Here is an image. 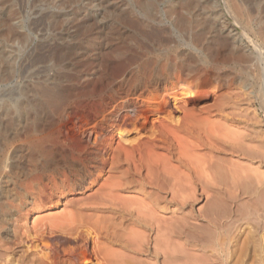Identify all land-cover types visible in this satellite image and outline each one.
<instances>
[{
	"label": "rangeland",
	"instance_id": "rangeland-1",
	"mask_svg": "<svg viewBox=\"0 0 264 264\" xmlns=\"http://www.w3.org/2000/svg\"><path fill=\"white\" fill-rule=\"evenodd\" d=\"M242 2L0 0V166L9 186L0 201V264H264V166L209 150L212 135L226 130L254 138L245 141L251 149L264 144V61L257 69L247 37L260 43L264 14L254 12L251 24ZM217 31L230 32L245 61L220 65L201 52ZM217 67L226 74L221 86ZM84 72L92 83L83 90ZM127 98L143 99L138 115L122 111L95 130L108 103ZM40 111L55 135L27 133V117ZM214 156L231 170L215 185L204 165ZM241 171L253 176L248 187ZM83 173L89 179L76 193ZM131 234L142 236L134 241L144 253L125 250Z\"/></svg>",
	"mask_w": 264,
	"mask_h": 264
},
{
	"label": "bare ground",
	"instance_id": "bare-ground-1",
	"mask_svg": "<svg viewBox=\"0 0 264 264\" xmlns=\"http://www.w3.org/2000/svg\"><path fill=\"white\" fill-rule=\"evenodd\" d=\"M244 5H246L247 7H248V9H249V13H250V17H251V24L256 20V19H254V16H253V13L255 12H260V13H263L264 14V0H243V2H242ZM37 12V11H36ZM36 12H34L35 14H36ZM263 17V16H262ZM261 17V18H262ZM260 20H262V19H260ZM252 26V25H251ZM209 26L208 25H204V31L208 28ZM253 34H255V33H253ZM228 35H230V32H228L227 33V36ZM227 36H223V34L221 33V31H217L216 33H215V36H214V38L211 40V46H210V48H207V49H205V48H201V52L203 53V54H206V52H207V54H208V56H213L214 58H215V60H217L218 62H220V63H218V64H223V63H226V64H229L230 62H237L236 64L238 65V63L239 62H241V61H245V58H247V55L246 54H242V55H240L239 57H237V56H235V52H237L239 49H243V47L239 44V42L238 41H236V39L235 38H232L231 39V37L230 38H228ZM255 36H257V38L260 40L259 42V44L260 45H262L263 47H264V29H263V31H262V36H259V35H255ZM248 38H249V42L250 43H252V46H254V50H255V54L253 53H251V55H254L255 56V59L257 60L256 62H257V69L260 67L259 65L264 61V50H262L261 49V46H259V44L258 43H255V40L253 41V39L251 38V37H249V36H247ZM255 39H256V37H255ZM40 47V46H39ZM47 47V46H46ZM259 66V67H258ZM260 69V68H259ZM263 69V68H262ZM261 69V70H262ZM260 71V70H259ZM229 72V71H228ZM263 72H264V69H263ZM261 73V72H260ZM213 77L215 78V82L217 83V84H219V86H221V82H222V80H223V78H225V75L223 74V72H222V69H220L219 67H217V68H215L214 70H213ZM262 75V77H263V75L264 74H261ZM260 75V76H261ZM87 76H88V72H84V73H78V78L79 79H81V80H83V81H85L84 82V86L82 85V87H83V90L84 89H86V86H89L91 83H92V81L90 80V78H87ZM261 77V79H263ZM103 79V78H102ZM101 79V80H102ZM104 80V79H103ZM105 81V80H104ZM101 82V81H100ZM263 85H264V83H262ZM100 85V87H101V84H99ZM245 86V85H244ZM96 87H98V86H96ZM213 87V89H216V86H212ZM260 88V87H259ZM263 88V87H262ZM261 88V89H262ZM103 89V88H102ZM220 89V88H219ZM99 91H100V88L98 89ZM215 91L216 90H214L213 92H211V93H215ZM262 91V90H261ZM102 92V91H101ZM258 92H260V91H258ZM261 93V92H260ZM49 94V93H48ZM261 96V95H260ZM246 98V97H245ZM257 98V97H256ZM260 99H261V107L264 109V91H263V94H262V97H259ZM55 97L54 96H51V95H48V100L50 101V102H52V103H54L55 102ZM163 100L165 99L164 97L162 98ZM163 100H162V102H163ZM165 101V100H164ZM240 101V100H239ZM246 101V100H245ZM50 102H48V103H50ZM141 102H143V99L142 98H135V99H133V98H127L126 100H124V101H121V102H119L118 104H116V105H111V104H109L108 103V109H107V111L105 112V115H104V117H103V119L102 120H100V121H98L96 124H95V130H102L103 128H104V124L106 123V122H115V121H117V119H118V117L122 114V111H126V112H128V113H131V114H136L137 113V110H136V108L137 107H139V105H140V103ZM165 103V102H164ZM23 108V106L21 105L20 106V108H19V110H23L22 109ZM44 111V110H43ZM203 111V110H202ZM140 113V112H139ZM143 113V112H142ZM233 113V112H232ZM236 114H238V113H236ZM235 114V115H236ZM136 115H138V114H136ZM241 115H243V114H241ZM253 116L255 115V114H252ZM140 116H141V114H140ZM197 116V115H196ZM195 116H193V119H195L194 118ZM230 117V116H229ZM237 117V116H236ZM256 117V116H255ZM27 118H29L28 119V124H29V128H28V131H27V133L29 132V130H31V128L32 129H35V130H37L38 132H46L47 130H50V131H48L47 132V134H48V136L50 135V134H52V135H55V133H53L52 132V129H50L51 127H52V125H53V119L52 118H50V117H45L44 116V113L42 112V111H40V112H37L35 115H33L32 117H27ZM188 118V117H187ZM250 118L251 117H249V120H250ZM258 118V117H257ZM26 119V118H25ZM32 119V120H31ZM193 119L190 121V122H193ZM239 119V118H238ZM243 119V118H242ZM246 119V118H245ZM30 120V121H29ZM187 121L188 120H190L189 118L188 119H186ZM196 120V119H195ZM194 120V121H195ZM231 121H233L234 123H238V124H244V122L242 121V120H237V119H235L234 117L232 118L231 117V119H230ZM247 120V119H246ZM186 121V122H187ZM198 121V120H197ZM251 121V120H250ZM253 121H256L255 119L253 120ZM260 121H262V120H260ZM259 121V119H258V122H260ZM189 122V121H188ZM189 122V123H190ZM194 123V122H193ZM192 123V124H193ZM256 123H257V121H256ZM185 124V123H184ZM262 124V123H261ZM194 125V124H193ZM193 125H191V124H187V128H186V132H188L190 135H198V133L195 131V129H196V126L194 127ZM32 126V127H31ZM179 126H181V125H179ZM183 127L185 128V126L183 125ZM222 128V127H221ZM224 128V127H223ZM222 130V129H221ZM220 130V131H221ZM217 131V130H216ZM218 131H219V129H218ZM225 131V130H224ZM227 132H228V130H226ZM225 131V133H222V136H218V137H216L218 134L216 133L215 135H212V141H211V147L209 148V150L211 151V152H213V153H221V155L224 153L225 154V152H227V151H229V152H227V154L228 153H235V154H237L238 155V157H240L239 159H242V161L243 160H245V161H248L249 162V164L250 163H253V164H259V166L261 167V166H264V144L263 143H261V141H260V143H256L257 145L255 146V147H252V149H251V147H248L247 146V144H245V141H249V142H253L254 141V138H249V137H247L246 135L247 134H245V136L242 134V135H239V136H234L233 137V135H234V133L232 134V132L231 133H227ZM229 131H230V129H229ZM232 131V130H231ZM234 131V130H233ZM50 132V133H49ZM110 132V131H109ZM26 133V134H27ZM240 133V132H239ZM241 133H245V132H241ZM240 133V134H241ZM247 133V132H246ZM29 134V133H28ZM213 134V133H212ZM231 134H232V136H231ZM236 134H237V132H236ZM235 134V135H236ZM256 134V133H255ZM32 134H30V135H26L27 136V138H32V136H31ZM249 135V134H248ZM252 135H254V134H252ZM251 135V136H252ZM109 137H113V134L110 132V136ZM108 137V138H109ZM197 138H199V137H197ZM257 138H258V136H257ZM47 139V138H46ZM109 139H111V138H109ZM211 139V138H210ZM54 140V139H53ZM210 143V142H209ZM138 145V144H137ZM150 145H153V144H150ZM213 145V146H212ZM250 145H252V144H250ZM249 145V146H250ZM140 146V145H139ZM143 146V145H142ZM35 148H36V150L38 151V152H40V153H42V151H43V149H42V147L38 144V145H35ZM133 149H135L136 147H135V145H134V147H132ZM152 148V147H151ZM139 151V150H138ZM148 152V151H147ZM226 155V154H225ZM236 155V156H237ZM215 158V156L213 157V159L212 160H210V158H208V162L206 161V163L204 164V165H206L205 167H207V169L209 170V172L207 171V169H206V173L208 172V173H210V171H211V173H210V175H212V176H210V177H213L215 180H213L212 178V180H213V183L216 181V179H218V180H220V178H221V180H222V175H224L225 176V178L226 177H230V172H231V170H230V168H229V166H228V161L225 163V159L223 158V159H221V160H218V158L217 159H214ZM194 159V158H193ZM197 159V160H196ZM195 159V161L197 162L198 161V158H196ZM192 161V159H190V162ZM201 161V160H200ZM224 161V162H223ZM196 162H194V163H196ZM203 162V161H202ZM192 163L193 162H191V165H192ZM197 164V163H196ZM199 164H200V162H199ZM1 165L2 166H0V172H1V174H0V201H1V199H4V197H6V192H7V188L9 187L7 184H5L4 185V181H5V179L7 178V174L5 173V171H2L3 170V162H1ZM188 165V164H187ZM190 165V164H189ZM194 165V164H193ZM192 165V166H193ZM198 165V164H197ZM201 165H202V163H201ZM196 166V165H195ZM200 166V165H199ZM258 166V167H259ZM185 167H188V166H185ZM191 167V166H190ZM198 167V166H197ZM257 167V166H256ZM193 168V167H192ZM192 168H190V169H192ZM203 166H202V170H203ZM240 168H242V167H240ZM129 169H130V167H129ZM199 169H201L200 167H199ZM193 170V169H192ZM204 170H205V168H204ZM230 170V171H229ZM129 171V170H128ZM191 171V170H190ZM195 171H197V170H194V172ZM193 172V173H194ZM200 172H202L201 170H200ZM242 173L241 174H245V175H241L240 176V180H243L242 181V185H245L246 187H248V184H246V182L248 183L251 179L249 178L250 176H247L248 175V173L246 174V172L245 171H241ZM126 173V172H125ZM131 173V172H130ZM205 173V172H204ZM220 173H222V175L220 174ZM253 173V172H252ZM160 174H162L161 172H160ZM164 174V173H163ZM234 174V173H233ZM254 174V173H253ZM196 175V174H195ZM194 175V176H195ZM198 175H199V173H198ZM203 175V174H202ZM219 175V176H218ZM229 175V176H228ZM132 176V175H131ZM197 176V175H196ZM207 176V175H206ZM205 176V177H206ZM238 176V175H237ZM236 176V177H237ZM201 177V176H200ZM203 177V176H202ZM201 177V178H202ZM209 177V178H210ZM216 177V178H215ZM217 177H220V178H217ZM251 177H253V176H251ZM259 177V176H258ZM198 178V177H197ZM224 178V177H223ZM227 178V179H228ZM249 179V180H247L246 182H245V180L246 179ZM88 179H89V176L86 174V173H83L79 178H78V182H77V184L75 185V188H74V190H75V192L76 193H79L80 192V190H82L84 187H85V185H86V183H87V181H88ZM195 179V178H194ZM193 179V180H194ZM200 178H198L197 180H198V182L200 181L199 180ZM207 179H208V177H207ZM255 179V178H254ZM258 179V178H257ZM131 180V179H130ZM211 180V181H212ZM217 180V181H218ZM237 180H238V178H237ZM262 180V179H261ZM127 181V180H126ZM125 181V182H126ZM170 181L171 180H167V183L169 182V184H170ZM189 181V180H188ZM187 181V183L188 184H191V182L189 183ZM210 181V180H209ZM225 181H227L226 179H225ZM225 181H218V183L219 184H222L223 182H225ZM255 181V180H254ZM253 180H252V182H254ZM130 182V181H129ZM172 182V181H171ZM174 183H175V186H177V185H179V187L180 186H182V181L180 182H178V181H173ZM194 182V181H193ZM197 181H196V183H198ZM201 182V181H200ZM199 182V183H200ZM228 182V181H227ZM238 182H239V180H238ZM252 182H250L249 184L250 185H252L253 184V186L254 187H256V185H258V182L261 184V183H264V182H260V180L256 183V181L254 182L256 185H254V183H252ZM132 183H133V181H132ZM166 183V182H165ZM207 183V182H206ZM235 183H237V182H235ZM129 184H131V182L129 183ZM173 183H171V186H173L172 185ZM186 184V183H185ZM195 184V183H194ZM203 183H201V185H202ZM209 184V183H208ZM224 184H227V183H224ZM239 184V183H238ZM123 185L124 186H126L124 183H123ZM187 185V184H186ZM211 185V184H210ZM214 185H215V183H214ZM241 185V184H240ZM240 185H239V187H240ZM262 186H263V184H261ZM261 185H260V187H261ZM121 187H123L122 186V183H121V185H120ZM128 186H131V185H128ZM127 186V187H128ZM189 186V185H188ZM191 186V185H190ZM204 186H208V185H204ZM235 186V185H234ZM244 186V187H245ZM252 186V187H253ZM185 187V186H184ZM187 187V186H186ZM243 187V188H244ZM250 188H251V186H250ZM259 188V187H258ZM257 188V189H258ZM262 188V187H261ZM238 189V188H237ZM241 189V188H240ZM247 189V188H246ZM252 189V188H251ZM256 189V188H255ZM239 190V189H238ZM243 190H245V189H243ZM248 190V189H247ZM250 190V189H249ZM248 190V191H249ZM241 191V190H240ZM239 191V192H240ZM252 191H254L253 189H252ZM261 191H263L262 189H261ZM261 191L259 192V195H260V193H261ZM74 192V193H75ZM245 192V191H244ZM255 192V191H254ZM247 193V192H246ZM256 193V192H255ZM242 194V193H241ZM251 194V193H250ZM252 195V194H251ZM259 195L257 194V196H256V198L257 197H259ZM261 196V195H260ZM236 197V196H235ZM254 197H255V195H254ZM250 198V197H249ZM255 198V199H256ZM264 198V197H263ZM230 199H232V197L230 198ZM233 199H234V197H233ZM255 199H254V202H256L255 201ZM235 200H237V199H235ZM240 201V200H239ZM252 201V200H251ZM264 201V200H263ZM244 202V201H243ZM257 202H258V200H257ZM261 202V201H260ZM1 203V202H0ZM3 203V202H2ZM112 203V202H111ZM248 203V202H247ZM246 203V205H248ZM251 203V202H250ZM249 203V204H250ZM113 204V203H112ZM259 204H261V203H259ZM113 205H115V203L113 204ZM240 205V204H239ZM254 205H256V204H254ZM264 205V204H263ZM116 206V205H115ZM114 206V207H115ZM243 206V205H242ZM119 207V206H118ZM117 207V208H118ZM235 207H236V205H235ZM263 207V206H262ZM116 208V207H115ZM122 208V207H121ZM131 209H133V207H130ZM130 208H129V210H130ZM238 208V207H237ZM253 208V207H252ZM255 208V207H254ZM124 209V208H123ZM127 208H125L124 210H126ZM239 209V208H238ZM241 209V208H240ZM117 210H119V209H117ZM128 210V209H127ZM128 210V211H129ZM256 210V209H255ZM119 211H121V209L119 210ZM135 211V210H134ZM235 211H236V209H235ZM238 211V210H237ZM241 211V210H240ZM251 211H252V209H251ZM124 212V211H123ZM132 212V211H131ZM242 212V211H241ZM248 212V211H247ZM253 212H255V211H253ZM125 213V212H124ZM127 213V212H126ZM236 213V212H235ZM245 213V212H244ZM251 213V212H250ZM122 214V213H121ZM240 214V213H239ZM249 214V213H248ZM129 216H132V213H129L128 214ZM235 215V214H234ZM237 215V214H236ZM243 215V214H242ZM241 215V216H242ZM246 215V214H245ZM252 215V214H251ZM255 215V214H254ZM260 215V214H259ZM128 216V217H129ZM134 216V215H133ZM247 216V215H246ZM246 216H244V217H246ZM248 216H250V215H248ZM263 216V215H262ZM261 216V217H262ZM240 217V216H239ZM243 217V216H242ZM253 217V216H252ZM133 218L134 217H132V221H133ZM135 218H136V216H135ZM237 218H238V216H237ZM140 219V218H139ZM143 219V218H142ZM232 219V218H231ZM135 220V219H134ZM136 220H138V219H136ZM245 220V219H244ZM131 221V220H130ZM131 221V222H132ZM139 222V221H138ZM137 221H136V223H138ZM243 222V221H242ZM1 223V222H0ZM141 223H142V220H141ZM143 223H145V221L143 220ZM238 223V222H237ZM233 224H234V221H233ZM145 225V224H144ZM146 225H148V224H146ZM15 230V229H14ZM5 237L6 238H10V236H11V233H12V230H11V228H9V226H8V228H5ZM135 235V234H134ZM16 236V235H15ZM133 235L131 234V239L133 238L132 237ZM135 237V239H132L130 242H124V244H122L123 246H124V248H125V250L126 249H130L132 252H133V254H134V252L137 254V253H144L143 251H145V250H142V247H144V245H141V244H139V243H141V241H139V240H141V238H142V236H140L141 238H137L138 236H134ZM116 238V237H115ZM136 239H139L138 240V244H136V242L134 241V240H136ZM130 240V239H129ZM122 241V240H121ZM146 242V241H145ZM147 246V245H146ZM143 249H145V248H143ZM129 251V250H128ZM130 253V252H129ZM112 256V255H111ZM110 256V257H111ZM117 256V255H116ZM114 257H115V254H114ZM113 257V258H114ZM123 257V256H122ZM164 257H165V254H164ZM115 258H117V257H115ZM114 258V259H115ZM120 258H121V255H120ZM111 260V259H110ZM116 260V259H115ZM112 261V260H111ZM117 261V260H116ZM122 261V260H121ZM121 261H119L120 263H121ZM115 262V261H114ZM118 262V263H119ZM122 264H123V262H122ZM237 264V263H236Z\"/></svg>",
	"mask_w": 264,
	"mask_h": 264
}]
</instances>
